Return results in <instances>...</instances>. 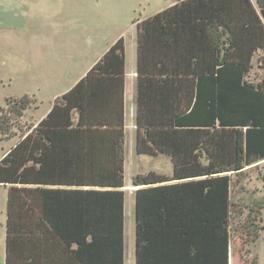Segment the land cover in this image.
<instances>
[{"label": "trees", "instance_id": "obj_1", "mask_svg": "<svg viewBox=\"0 0 264 264\" xmlns=\"http://www.w3.org/2000/svg\"><path fill=\"white\" fill-rule=\"evenodd\" d=\"M136 28V150L173 163L132 179L136 264H230L231 176L264 161V0H179ZM126 77L121 37L0 160L5 264L125 263Z\"/></svg>", "mask_w": 264, "mask_h": 264}, {"label": "rangeland", "instance_id": "obj_2", "mask_svg": "<svg viewBox=\"0 0 264 264\" xmlns=\"http://www.w3.org/2000/svg\"><path fill=\"white\" fill-rule=\"evenodd\" d=\"M178 1L16 0L14 9L10 10L8 1L1 0L0 115L11 101L17 99L25 98L29 106L15 125L17 135L0 141V159L32 125L46 116L54 100L83 78L105 55L108 46L121 37L125 39L128 81L131 82L130 73L136 69L137 22ZM259 56L264 59L262 53ZM263 78L264 61H257L256 56L248 79L259 82ZM126 105L127 187L136 189L132 186V179L139 174L154 172L171 177L173 163L169 156L138 154L136 150V119L133 115L136 104L130 89ZM247 169L231 176L233 227L230 264H252L253 258L256 264H264V161ZM238 196L255 200L262 208V218L252 214L246 204H240L242 200L238 201ZM6 203V189L0 186V233L4 237ZM243 207H246L245 211ZM248 221H258L256 226L260 232V238L251 244V257L246 256L245 243L252 236L241 235L248 232L244 226ZM3 243L4 238L1 239V248ZM125 264H135V195L130 192L125 193Z\"/></svg>", "mask_w": 264, "mask_h": 264}, {"label": "crops", "instance_id": "obj_3", "mask_svg": "<svg viewBox=\"0 0 264 264\" xmlns=\"http://www.w3.org/2000/svg\"><path fill=\"white\" fill-rule=\"evenodd\" d=\"M4 1H8V7L10 10H13L15 5H16V0H4ZM1 2V0H0ZM4 9V8H3ZM111 45V44H110ZM110 45L108 46V48L110 47ZM107 48V49H108ZM97 59V58H96ZM136 61H137V53H136ZM95 63V62H94ZM93 65V64H92ZM136 69H137V65H136ZM136 69H134L130 74H131V79L132 81L129 82V73H128V69H127V77H126V99H127V93H128V90L130 89L131 90V94H132V97H133V100L135 101V96H136ZM134 79H135V83H134ZM76 84V83H75ZM61 96V95H60ZM126 99H125V106H126V118H127V105H126ZM50 111V110H49ZM135 111H136V105H135V108H133V115L135 117ZM47 115V114H46ZM136 127V125H135ZM136 131H137V127H136ZM4 157V156H3ZM2 157V158H3ZM1 158V159H2ZM0 159V160H1ZM0 186H3L5 189H6V199L8 200V191H9V186H6L4 184H0ZM134 188H138V187H134ZM126 189V190H125ZM136 189H133L130 187H125L124 188V191L125 193L126 192H130V193H134V191ZM238 198V201H241L242 202L240 204H246V207L249 209V211L252 212V214H254L258 219L259 218H262V213H261V210L262 209L261 207L258 206V203L255 201V200H252L250 199L249 197H247V199H245V197H237ZM231 202H232V205H233V201H232V190H231ZM239 205V208H241L242 206ZM248 205V206H247ZM250 205V206H249ZM234 206L237 207V204L234 203ZM245 207V208H246ZM245 208L243 207V211H245ZM242 209V208H241ZM258 221H256V223H253V221H248L246 223V225H244L245 227H247V231L248 232H242L241 235H246L247 237H249L250 235L252 236V238L250 240H248L246 243H245V252H246V256H250L252 255V250H251V244L253 242H255L257 239L260 238V232H259V229H258ZM249 231H251V233H249ZM249 235V236H248ZM4 238V243H3V248H1V239ZM6 239H7V203H6V225H5V237H4V234H2V232L0 233V264H5L6 263ZM231 241H232V236H231V240H230V244H231ZM230 255H231V252H230ZM230 255H229V263H230ZM255 261H253L252 264H256V259L253 258ZM125 264V263H124ZM135 264H136V240H135Z\"/></svg>", "mask_w": 264, "mask_h": 264}]
</instances>
